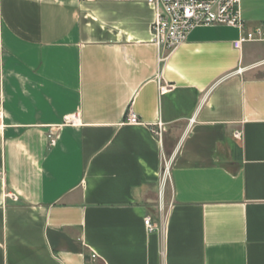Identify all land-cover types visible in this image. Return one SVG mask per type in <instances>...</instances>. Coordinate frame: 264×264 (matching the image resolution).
<instances>
[{
	"label": "crops",
	"instance_id": "obj_1",
	"mask_svg": "<svg viewBox=\"0 0 264 264\" xmlns=\"http://www.w3.org/2000/svg\"><path fill=\"white\" fill-rule=\"evenodd\" d=\"M240 12L251 30L264 0ZM153 21L144 0H0V264H264V43L200 26L158 65Z\"/></svg>",
	"mask_w": 264,
	"mask_h": 264
},
{
	"label": "built area",
	"instance_id": "obj_2",
	"mask_svg": "<svg viewBox=\"0 0 264 264\" xmlns=\"http://www.w3.org/2000/svg\"><path fill=\"white\" fill-rule=\"evenodd\" d=\"M151 6L154 12V21L151 25L153 42L157 50V63L160 65L169 56L170 52L185 42L192 30L200 26H228L239 30L238 38L232 42L235 50H240L246 43H264V22L251 30H245L241 18L240 0H144ZM245 68H238L236 74H242ZM168 85L160 83L159 92L167 91ZM2 114L0 112V127ZM73 118H66L64 124H73ZM194 118L190 120V124ZM126 123L129 125L140 124L138 116L129 110L126 115ZM152 134L158 140L161 139L162 124L158 123ZM240 137L239 133L235 134ZM58 135L50 132L47 135L48 143L54 146ZM171 162L163 163L160 185L163 187L169 182ZM0 177L2 174L0 173ZM161 196V193H160ZM159 210L162 208L159 206ZM144 226L148 232H153L154 227L149 216L144 217ZM95 259V255H91Z\"/></svg>",
	"mask_w": 264,
	"mask_h": 264
},
{
	"label": "rangeland",
	"instance_id": "obj_3",
	"mask_svg": "<svg viewBox=\"0 0 264 264\" xmlns=\"http://www.w3.org/2000/svg\"><path fill=\"white\" fill-rule=\"evenodd\" d=\"M168 184V183H167Z\"/></svg>",
	"mask_w": 264,
	"mask_h": 264
}]
</instances>
